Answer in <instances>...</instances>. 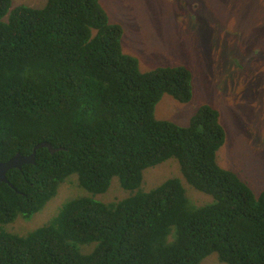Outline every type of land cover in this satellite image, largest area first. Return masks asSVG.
I'll use <instances>...</instances> for the list:
<instances>
[{
    "label": "trees",
    "instance_id": "obj_1",
    "mask_svg": "<svg viewBox=\"0 0 264 264\" xmlns=\"http://www.w3.org/2000/svg\"><path fill=\"white\" fill-rule=\"evenodd\" d=\"M122 34L99 0H0V162L41 141L58 148L41 147L36 163L8 171L0 223L42 210L73 174L94 193L114 176L132 192L111 203L73 198L26 235L0 229V264H201L214 253L227 264H264V190L256 196L218 164L226 140L219 111L201 105L187 126L156 118L164 94L192 99V73L186 65L142 71L123 52ZM72 64L75 81L90 87L86 115L66 105L62 77ZM172 157L211 203L189 208L180 178L139 189L145 169Z\"/></svg>",
    "mask_w": 264,
    "mask_h": 264
},
{
    "label": "rangeland",
    "instance_id": "obj_2",
    "mask_svg": "<svg viewBox=\"0 0 264 264\" xmlns=\"http://www.w3.org/2000/svg\"><path fill=\"white\" fill-rule=\"evenodd\" d=\"M99 1L110 22L122 26L123 52L135 56L142 71L186 65L192 73V99L183 103L164 94L156 105V118L187 126L201 105L216 108L226 130L217 162L235 172L259 196L264 190V0ZM45 3L12 0V7ZM67 59L62 56L55 61L64 65ZM172 177L182 180L189 208L213 201L212 195L185 180L173 157L145 169L139 189L150 191ZM131 193L122 187L119 176L112 178L106 192L94 193L73 174L42 210L29 218L20 215L13 222L0 223V229L26 235L51 222L73 198L87 196L111 203ZM201 264L227 263L214 253Z\"/></svg>",
    "mask_w": 264,
    "mask_h": 264
},
{
    "label": "clouds",
    "instance_id": "obj_3",
    "mask_svg": "<svg viewBox=\"0 0 264 264\" xmlns=\"http://www.w3.org/2000/svg\"><path fill=\"white\" fill-rule=\"evenodd\" d=\"M198 6L200 7L201 5H198ZM190 8H191V6H190ZM114 24H117V23H114ZM75 69H76L75 66H73V64H72L70 66L67 74H65L62 77V81L69 84V86L66 90V93L68 94V96L65 97V101H66V105L74 111V114L86 115L87 111L92 107V102H91L92 96L90 94V89H88L90 87L87 85L77 83L75 81V79H76ZM86 94H89V96L86 97L85 96ZM70 102H72V103H70ZM78 107H81V109H79ZM62 117L68 118L66 115H64ZM24 155H27V154H24ZM64 182H66V181H64Z\"/></svg>",
    "mask_w": 264,
    "mask_h": 264
},
{
    "label": "water",
    "instance_id": "obj_4",
    "mask_svg": "<svg viewBox=\"0 0 264 264\" xmlns=\"http://www.w3.org/2000/svg\"><path fill=\"white\" fill-rule=\"evenodd\" d=\"M41 147H47L50 152L54 153L58 148H54L52 143L49 141H41L35 145L32 153L24 155L17 153L12 158L5 162H0V182H8L7 173L12 168L21 169L24 164L27 163H36V154L37 150Z\"/></svg>",
    "mask_w": 264,
    "mask_h": 264
},
{
    "label": "flooded vegetation",
    "instance_id": "obj_5",
    "mask_svg": "<svg viewBox=\"0 0 264 264\" xmlns=\"http://www.w3.org/2000/svg\"><path fill=\"white\" fill-rule=\"evenodd\" d=\"M193 1H195V0H193ZM193 1H192V2H193ZM192 2H191V3H192ZM194 3H195V4H198V5H201L198 1H196V2H194ZM199 10H200V8H199Z\"/></svg>",
    "mask_w": 264,
    "mask_h": 264
}]
</instances>
